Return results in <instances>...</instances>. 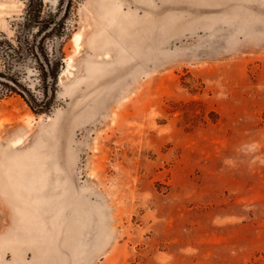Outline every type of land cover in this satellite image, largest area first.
Instances as JSON below:
<instances>
[{"label": "rangeland", "instance_id": "1", "mask_svg": "<svg viewBox=\"0 0 264 264\" xmlns=\"http://www.w3.org/2000/svg\"><path fill=\"white\" fill-rule=\"evenodd\" d=\"M30 1L0 32L63 64L0 94V264H264V0Z\"/></svg>", "mask_w": 264, "mask_h": 264}, {"label": "trees", "instance_id": "2", "mask_svg": "<svg viewBox=\"0 0 264 264\" xmlns=\"http://www.w3.org/2000/svg\"><path fill=\"white\" fill-rule=\"evenodd\" d=\"M32 3V1L29 2V11L21 22L26 27L40 24L43 1L38 0L37 7L33 8ZM49 26L39 27L35 32L33 29L19 31L16 37L17 43L0 32V94L17 93L21 95L36 113L51 111L57 94L58 75L63 64V53L50 52L45 44L46 37L52 33V30L48 31ZM30 56L34 58L38 67L37 88L22 79L20 71L13 68L16 61Z\"/></svg>", "mask_w": 264, "mask_h": 264}, {"label": "bare ground", "instance_id": "3", "mask_svg": "<svg viewBox=\"0 0 264 264\" xmlns=\"http://www.w3.org/2000/svg\"><path fill=\"white\" fill-rule=\"evenodd\" d=\"M80 38H81V34L78 33V34L75 36V39H74V40H76V43L79 42ZM19 141H20V139H19ZM17 142H18V140H17ZM15 143H16V142H15Z\"/></svg>", "mask_w": 264, "mask_h": 264}]
</instances>
